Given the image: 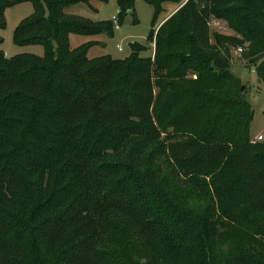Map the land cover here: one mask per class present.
I'll use <instances>...</instances> for the list:
<instances>
[{"label": "trees", "instance_id": "1", "mask_svg": "<svg viewBox=\"0 0 264 264\" xmlns=\"http://www.w3.org/2000/svg\"><path fill=\"white\" fill-rule=\"evenodd\" d=\"M25 1L15 43L45 53L0 49V264H264V141H250L254 109L230 69L237 41L209 36L225 21L264 85V0H144L155 18L178 9L151 33L153 56L132 42L125 60L70 47V33H112L65 11L93 0H0V30ZM117 4L118 24L134 17V0ZM76 221L74 256L59 233Z\"/></svg>", "mask_w": 264, "mask_h": 264}, {"label": "rangeland", "instance_id": "2", "mask_svg": "<svg viewBox=\"0 0 264 264\" xmlns=\"http://www.w3.org/2000/svg\"><path fill=\"white\" fill-rule=\"evenodd\" d=\"M177 5L178 3L176 2L164 3L162 12L157 18H155L154 8L151 5H149L144 0H134V17L129 14L124 16L122 20L119 18V27L115 28L113 26L110 36L105 34L85 36L79 33H70L68 36L69 45L71 48H77L91 41L93 44L90 45L87 50L88 58L110 57L113 59L125 60L131 55V43L136 42L144 47V49L139 53L141 57H148L150 55L153 56L154 43H152L150 35L155 31V29H157L161 20ZM34 10V3L31 1L21 2L15 5L7 6L5 8V26L0 30V37L2 40L0 49L7 57L10 58L24 53L38 56L44 55L45 48L43 45H17L14 40L16 27L21 23L22 20L32 15ZM65 11L67 13L71 11V14L87 18L92 22H111L113 16L117 15L118 4L117 0H93L90 5L79 3L67 7ZM215 33L223 34L237 41V47L231 49L232 57L230 69L232 73L241 79L244 86V95L254 109V118L251 123L249 138L251 140L257 136L258 133H261L264 136V85L257 81L254 67L249 65L248 61L242 57V50L246 44L243 45L240 43L241 38H239L236 33H233V31L223 20L211 19L209 21V36L211 43L215 42ZM117 45H119L121 49H118ZM239 48L242 50L240 51ZM185 140L186 136L178 134L177 138L173 141L179 144L183 143ZM262 141H264V138ZM150 150V146L147 145L143 151L144 155L141 157V168L143 167V170L148 168V164L146 162L148 160ZM226 157L227 153H219V155H217L216 159L214 160L215 164H223L226 160ZM161 161L155 163V168L159 164L161 166L163 165ZM179 171L180 170H178V172ZM185 172H187V175H192L193 173L192 170H186ZM185 172H179L182 174V178H185ZM122 174L123 173L121 172L118 175L121 176ZM187 184L188 183H184L185 186H187ZM79 224V221L73 222L68 226L67 229L60 231L59 235L61 236L59 250L66 249V251L74 256L79 254L81 248H72L69 247V244L66 246L63 243L65 240L64 238L68 237V235L73 232V230ZM112 231L114 233L112 234L117 236V233L123 231V229L120 226L115 227L112 229ZM125 234L126 237H130L129 233H127V230H125ZM78 236H80L79 232Z\"/></svg>", "mask_w": 264, "mask_h": 264}, {"label": "built area", "instance_id": "3", "mask_svg": "<svg viewBox=\"0 0 264 264\" xmlns=\"http://www.w3.org/2000/svg\"><path fill=\"white\" fill-rule=\"evenodd\" d=\"M112 21H113V23H114V27H115V28H118V27H119V24L117 23V20H116V17H115V16H113ZM117 48H118V49H121V47H120L119 45H117ZM239 49H240V48H239ZM241 50H242V49H240V51H241ZM263 138H264V136L260 133V134H258L257 136H255L254 138H252L250 141H251V143H256V142L262 141Z\"/></svg>", "mask_w": 264, "mask_h": 264}, {"label": "crops", "instance_id": "4", "mask_svg": "<svg viewBox=\"0 0 264 264\" xmlns=\"http://www.w3.org/2000/svg\"><path fill=\"white\" fill-rule=\"evenodd\" d=\"M178 9V5L173 8L161 21H164L166 18H168L171 14H173L176 10ZM72 12L70 11L68 14H71ZM260 134V133H258Z\"/></svg>", "mask_w": 264, "mask_h": 264}, {"label": "water", "instance_id": "5", "mask_svg": "<svg viewBox=\"0 0 264 264\" xmlns=\"http://www.w3.org/2000/svg\"><path fill=\"white\" fill-rule=\"evenodd\" d=\"M243 89H244V86L241 87V90H243Z\"/></svg>", "mask_w": 264, "mask_h": 264}]
</instances>
